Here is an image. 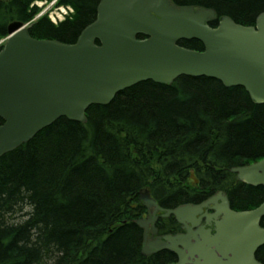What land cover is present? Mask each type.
Returning a JSON list of instances; mask_svg holds the SVG:
<instances>
[{"label": "trees", "instance_id": "16d2710c", "mask_svg": "<svg viewBox=\"0 0 264 264\" xmlns=\"http://www.w3.org/2000/svg\"><path fill=\"white\" fill-rule=\"evenodd\" d=\"M32 1L0 0V37L10 21L30 22ZM97 1L60 0L72 17L53 24L42 15L28 32L72 43ZM173 1L244 25L264 11V0ZM180 44L202 48L196 39ZM85 113V122L58 117L0 156V264H162L164 255L141 253L139 190L164 204L218 188L237 204L264 198L263 185L232 189L229 169L264 157V103L242 86L206 76L146 80Z\"/></svg>", "mask_w": 264, "mask_h": 264}, {"label": "water", "instance_id": "95a60500", "mask_svg": "<svg viewBox=\"0 0 264 264\" xmlns=\"http://www.w3.org/2000/svg\"><path fill=\"white\" fill-rule=\"evenodd\" d=\"M215 19L214 8L170 0H99L94 21L72 43L35 38L21 21L9 22L0 48V156L58 117L85 122L88 106L108 104L116 93L148 79L170 83L179 75L208 76L242 86L264 103V11L253 25L222 15L211 27ZM139 33L146 37L138 39ZM180 39L199 40L203 49L180 46ZM230 170L240 181L264 185V157ZM140 199L147 209L158 207L147 189ZM210 203L215 211L206 218H213V232L194 216ZM170 214L186 233L149 241V219L134 220L144 228L142 254L169 249L178 259L166 264H264L255 257L264 244V200L235 211L218 190L201 204L183 203L163 216Z\"/></svg>", "mask_w": 264, "mask_h": 264}, {"label": "flooded vegetation", "instance_id": "af4514ba", "mask_svg": "<svg viewBox=\"0 0 264 264\" xmlns=\"http://www.w3.org/2000/svg\"><path fill=\"white\" fill-rule=\"evenodd\" d=\"M170 1L172 3H175L173 0H170ZM98 2H99V0L97 1L96 6H97ZM175 4H177V3H175ZM96 6H95V15H96ZM95 15H94V18H93L92 21H94ZM217 22H218V17H216L215 20L210 21L209 25L211 27H215V26H217ZM136 37L138 39H143L146 36L141 34V33H139V34L136 35ZM180 40H184V39H180ZM180 40L177 41V44L180 45V46H183V45L180 44ZM185 40H191V39H185ZM95 44L99 45L100 43H99L98 40H96ZM191 49H194V48H191ZM202 49L203 48L195 49V50H202ZM206 77H208V76H206ZM174 79L171 82H173ZM148 80L152 81L151 79H148ZM155 83H158V82H155ZM159 84H166V83H159ZM243 164H247V163H243ZM229 171H230V173L232 175L231 179H232V189L233 190L235 188H238V187L239 188H242V187L246 188L247 186H252V185L247 184V183H245L243 181H240L236 177V174L234 172H232L230 169H229ZM228 177H230V175ZM258 186H262V185H258ZM144 189H147L149 191L148 188H144ZM218 190L221 191L222 195H224L226 197L229 207L232 210H235V211L252 209V208L258 206L261 203V201L264 199V198H262L258 203L253 204V205L237 204V203L234 202V199L232 198L231 189L228 190L227 188H218V189H215L213 192H211L209 195H206V196L201 195L199 197L192 198V200L188 201V203L201 204L207 198H209L212 195H214ZM149 195L154 198V196H152V193L150 191H149ZM154 199L156 200L158 207L155 208V207L152 206L149 209H147L144 206L143 210L140 211L138 216L135 218V219H137V218L143 217V218L149 219V221L147 223V239L149 241H152V240H155V239L164 240L163 236L165 234H173L174 235V234H177V233H186V229L183 227V224L180 223L179 221H177L172 214L167 215V216H163V214L166 211V209L174 208L175 206L180 205L182 203L174 204L172 202H169L167 204L166 203L164 204L162 201L159 202L156 198H154ZM217 202H220L219 198L217 199ZM183 203H185V202H183ZM214 211H215V208L213 207V203H210L208 206L202 207L200 211H198V212H196L194 214V216L196 218H198V217L200 218L199 224H202L204 226V228H210V231H212V232H213V228H214L213 218L211 217L210 221L207 222L206 215L207 214H212ZM219 218H220V215H219ZM187 224L191 225L190 223H187ZM259 224H260L261 227L264 228V216L261 217V219L259 220ZM138 227L141 229V239L143 241L144 228L140 227V226H138ZM191 229L195 230L196 227L192 226ZM262 247H264V244L260 245L256 249L255 257H256L257 260H259L262 263H264V255L262 254V250H261ZM157 253H160V254L164 255V259L162 260V264L173 263V262H176L177 259H178L177 258V254L175 252L169 250V249L168 250L167 249H160V250H158V251H156V252H154L152 254H157Z\"/></svg>", "mask_w": 264, "mask_h": 264}, {"label": "rangeland", "instance_id": "374dc122", "mask_svg": "<svg viewBox=\"0 0 264 264\" xmlns=\"http://www.w3.org/2000/svg\"><path fill=\"white\" fill-rule=\"evenodd\" d=\"M44 7H45V5H42V6L37 7V8H38L40 11H42ZM1 40H2V38L0 37V42H1Z\"/></svg>", "mask_w": 264, "mask_h": 264}, {"label": "bare ground", "instance_id": "6f19581e", "mask_svg": "<svg viewBox=\"0 0 264 264\" xmlns=\"http://www.w3.org/2000/svg\"><path fill=\"white\" fill-rule=\"evenodd\" d=\"M54 122V121H53Z\"/></svg>", "mask_w": 264, "mask_h": 264}]
</instances>
